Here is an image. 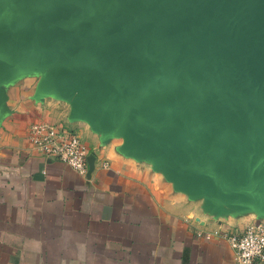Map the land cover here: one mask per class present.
Here are the masks:
<instances>
[{"label": "water", "instance_id": "water-1", "mask_svg": "<svg viewBox=\"0 0 264 264\" xmlns=\"http://www.w3.org/2000/svg\"><path fill=\"white\" fill-rule=\"evenodd\" d=\"M34 70L209 210L264 212V0H0V124Z\"/></svg>", "mask_w": 264, "mask_h": 264}, {"label": "crops", "instance_id": "crops-1", "mask_svg": "<svg viewBox=\"0 0 264 264\" xmlns=\"http://www.w3.org/2000/svg\"><path fill=\"white\" fill-rule=\"evenodd\" d=\"M35 86L26 74L5 85L12 113L0 124V264H235L216 233L242 230L254 211L209 210L154 161L130 154L120 125L108 136L72 120L70 105L36 100ZM40 123L85 142L96 157L91 176L34 147L29 132Z\"/></svg>", "mask_w": 264, "mask_h": 264}, {"label": "built area", "instance_id": "built-area-1", "mask_svg": "<svg viewBox=\"0 0 264 264\" xmlns=\"http://www.w3.org/2000/svg\"><path fill=\"white\" fill-rule=\"evenodd\" d=\"M29 133L34 147L42 154L66 163L84 177L88 175L90 151L78 135L59 131L49 123L34 124ZM103 166L107 168L108 163ZM216 234L228 241L235 264H264V223L253 222L240 231Z\"/></svg>", "mask_w": 264, "mask_h": 264}, {"label": "rangeland", "instance_id": "rangeland-1", "mask_svg": "<svg viewBox=\"0 0 264 264\" xmlns=\"http://www.w3.org/2000/svg\"><path fill=\"white\" fill-rule=\"evenodd\" d=\"M49 70H53V68H50ZM47 73H48L47 71L34 70L30 74H26V77L32 78L34 80V82H35V85H36L35 86V89H36L35 90V93L37 91L38 84H39L40 80ZM48 99H55V98H48ZM57 100L62 101L64 103H67L71 107V104L70 103H68L66 101H63V100H60V99H57ZM253 211L255 212V213H253V215H254L253 218H255V220H253L252 222H262V223H264V212L263 213H260L259 211L255 210V209Z\"/></svg>", "mask_w": 264, "mask_h": 264}, {"label": "bare ground", "instance_id": "bare-ground-1", "mask_svg": "<svg viewBox=\"0 0 264 264\" xmlns=\"http://www.w3.org/2000/svg\"><path fill=\"white\" fill-rule=\"evenodd\" d=\"M168 159H170V161H173V156L172 155H169L168 156Z\"/></svg>", "mask_w": 264, "mask_h": 264}]
</instances>
